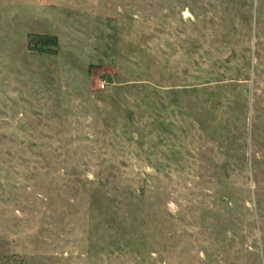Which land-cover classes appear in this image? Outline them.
<instances>
[{"label":"rangeland","instance_id":"374dc122","mask_svg":"<svg viewBox=\"0 0 264 264\" xmlns=\"http://www.w3.org/2000/svg\"><path fill=\"white\" fill-rule=\"evenodd\" d=\"M0 264H264V0H0Z\"/></svg>","mask_w":264,"mask_h":264},{"label":"trees","instance_id":"16d2710c","mask_svg":"<svg viewBox=\"0 0 264 264\" xmlns=\"http://www.w3.org/2000/svg\"><path fill=\"white\" fill-rule=\"evenodd\" d=\"M29 44L30 47H34L32 49L42 52L56 53L59 39L56 34L30 33Z\"/></svg>","mask_w":264,"mask_h":264}]
</instances>
